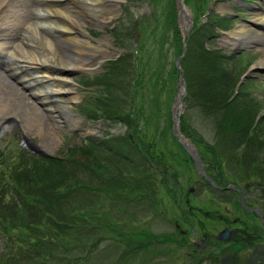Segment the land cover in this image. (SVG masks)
<instances>
[{"label":"rangeland","instance_id":"rangeland-1","mask_svg":"<svg viewBox=\"0 0 264 264\" xmlns=\"http://www.w3.org/2000/svg\"><path fill=\"white\" fill-rule=\"evenodd\" d=\"M123 1H127L129 4L124 5ZM207 1H209L210 3V7H206V9H208V13L205 12L204 15H201V13L199 12L200 16L198 20H200V22L203 21L204 24L208 25L211 21H213V19L216 20V17L213 15V13H216L215 10H217V7L222 2L216 0ZM248 1H250L249 3H253L255 5L258 4L260 7V3L264 0ZM26 2L27 4L24 6L20 3L19 8L21 7L22 11L31 14L28 8L29 5L33 4V2ZM188 2L189 7L194 5L192 4V0H189ZM118 3L119 6L116 10V13L113 14L111 19L108 20L104 25H99L97 19L94 16L89 15L87 18L80 21V26L82 28H85V30L93 35V37H85L92 43L93 46L107 50L106 58H104V60L99 65H96L98 66V70L103 69V67L105 69L109 67L110 69V65H115L114 70L107 73V77L105 79L107 80V82H109V80L116 74H118V77L121 78L122 75L120 73L128 69L125 77H123L124 81H121V85L125 86L127 82L132 83L134 76L137 74V93L133 96L130 92H126L124 94H121L118 100H123V98L121 97H124L130 101V103L124 106L126 109L132 112L129 115L131 125L135 126V128H138L140 126H142L143 128L147 124L156 123L159 120L167 117V109L170 106L171 111V106L175 102L174 100L177 95L176 92L174 94L172 103H170V90L172 88H176V91H178L177 78L173 81V73L171 72L172 67L175 63L174 55L177 52V43L175 40V36L172 35L173 33L170 30H168V32L166 33L170 25L165 14L169 12L171 4L170 0H118ZM259 11H262V8L259 9ZM236 12L239 13L242 18L239 16H234V18H232L233 26L235 23L248 24L249 20H251L253 14L256 11L246 10L238 6ZM190 13L191 16L194 15L192 9H190ZM156 20H158V25L154 26ZM102 34H106L108 36V40L106 42H102L99 39L101 38ZM206 46L209 49L218 48V43L216 39L209 40L206 42ZM250 49L252 50L249 51L248 54V57H250V59L245 55V60L247 61V59H249L251 61L250 63H247L245 66H243L242 69H246L248 65L251 66L252 64H257V61L261 60L264 55V52H261L262 50L259 51L257 46H255L254 44H251ZM225 52H228V50H226ZM60 55H57V58L61 57ZM122 57H125L126 59H121ZM127 60L128 63L125 64ZM162 61L163 63H161ZM237 63V71L234 70V75L229 76V83L232 84H235V81L241 74L242 70L240 69V60L237 58L235 59L234 63H231V65H235ZM241 64L244 65L245 63L241 62ZM189 65L190 63L188 62V60H186L185 72L189 73L191 76V79L189 78L188 81V75L186 74L188 87H190L193 93L190 91L184 101V114L189 115L188 118L190 120L191 126L195 129V132L198 135H201L206 141L216 143L217 140L220 146L221 139V147H225V145L228 144L230 148L234 145V143L232 141V135H230L229 138V136H227L224 131V126H226V124H224V122L222 121L224 117L222 115H215L216 112L211 110L209 106L205 105L206 103H209L207 101V98L213 97V94L217 93V90H213L212 88L207 89L208 86L205 84H203V88L197 90L198 87L192 79V76H194L193 73L195 72V68L194 66ZM126 66H129V68H125ZM158 70H161L162 74L157 73ZM170 72L171 74L169 76ZM8 73V71H4L0 67V94L3 96V98L9 100L8 108L5 107L6 109L4 110L0 108V145L4 149H6V151L10 152V159L12 162L17 161L19 154L23 150V143L26 142L25 139H29L30 141L38 143V145L42 147L47 153H50V157L60 158V160L65 161L67 150L72 148V146L83 142L85 138H91L96 141H100L102 139L107 140L110 137H114V135L118 133L127 135L128 131L131 128H127L122 124L111 123L109 122V120L89 118L87 115L82 114V111L86 106L83 101H88L89 103L90 100L92 101V99H94V94L95 96H100L102 95V92L96 88L97 85H95L94 83L92 85L90 84L91 78L88 75H85L86 73H84L83 71H75L74 73L70 74V83L76 90L79 98L70 103V112L74 113L75 116H72L74 120H78L76 122L77 129H69L70 125H65L62 127L63 123H60V126L62 128L60 130L57 126L50 125L49 127H51V130L48 133H39L35 130L34 125H27L24 123L26 121L28 123L33 118H39L40 121L46 120L47 122L51 123L50 118L44 116H40L42 119L39 116L37 118V112L33 111L34 103H30V101L27 99L29 98V93L27 94V91L23 90L15 82L13 77L8 75ZM253 79V86L249 88V91L253 92L254 96L264 101V73L260 71V74H258L257 77H254ZM9 84H11V86H9ZM138 91H140L139 94ZM57 98L63 102L68 101L66 94L63 93L61 96L56 97V99ZM217 100L218 98L213 97V102ZM262 103L264 105V102ZM130 104L132 105V108L127 107ZM260 104L255 103L256 113H258V109L262 111L264 107L261 106L262 108H259ZM0 107L3 106L0 105ZM5 111H10L11 113H13V121L10 124H7L10 128H8L6 123L2 122V118L6 117L3 114ZM43 112L44 110L40 109L39 115H41ZM71 115L72 114H69V116ZM235 119L239 121L238 125L246 124L242 116ZM139 123H141L142 125L139 126ZM261 123L263 125L262 127H264V118L261 119L260 125ZM221 127L222 131L220 129ZM170 139L172 141L171 136ZM119 142L125 143L123 139H119ZM257 147V149L249 150V152L254 156L253 159L255 166L251 167H264V143L258 144ZM173 149V143L168 148L166 144H158L157 141H155L150 149V154L153 157H155V155L157 154H160L157 158H162L167 164L178 165L179 161L172 155V153H174ZM227 154L228 153L226 152V155ZM31 156L34 158V155ZM142 156L143 153L141 151H139L136 155H132L134 160H137ZM78 159H81V156H79ZM234 166L236 167V164ZM2 168L3 167H1L0 164V172L3 170ZM200 189L197 187L196 191H194L195 194L193 196L195 197V199H202L203 197H205L204 192L206 191ZM149 197H151V195H149ZM116 203L120 204L121 201H116ZM122 204L123 203H121L120 205ZM143 204L146 205V202L144 201ZM201 205H205V200L202 201ZM138 206H141V204H139ZM88 209L90 211L89 207ZM139 209V207L127 205L124 206L123 214L121 215H119V213L115 210L113 214L117 219L120 220H116L114 222L115 228L122 231V228H124L123 224L125 223L122 216L124 214L134 215L142 213V211ZM3 211L6 210L3 209ZM152 212L153 210L147 209V213L145 216L149 215V218L145 220L146 217H144L143 220L145 222L142 225L139 219H134L132 221H128L127 223L130 227L141 225V228L148 229L153 233H162L163 231H166L167 228L160 225V220L158 221V219L151 218ZM170 213L171 210L169 208V214ZM102 221H106V219L100 218V220L98 219V221L96 222L101 223ZM98 231L100 232V234H105V231L101 228H99ZM1 232L3 235L4 232ZM133 237L137 238L136 236ZM110 240L108 246L110 244L112 246L113 244V242H111ZM45 242L46 241L44 239L41 244H45ZM107 242L108 241L105 240L101 245L103 246ZM30 246L31 247L27 249V251H30L33 254L35 252V249L32 245ZM122 249L123 247L119 245L117 250H115L113 254H110V258L105 259V261L109 264L115 263V259L113 258H117ZM97 251L98 253H106L108 250H101L100 248H98V250L96 249L94 251L93 256ZM5 253L6 249L3 248V240L0 233V257L5 256ZM103 255L107 256L106 254ZM144 255V264H148L147 261L148 259H151V254L149 256H147V254ZM101 256L99 257V254H97L95 256V259H101ZM95 259H91L92 264H95ZM141 259H143V257ZM142 263L143 261H137L134 264ZM20 264H33V260H26L24 262H20ZM70 264L72 263L70 262ZM119 264L122 263L119 262ZM149 264L154 263L151 261L149 262ZM170 264L181 263L177 260L175 262L171 261ZM204 264L207 263L205 262Z\"/></svg>","mask_w":264,"mask_h":264},{"label":"trees","instance_id":"trees-1","mask_svg":"<svg viewBox=\"0 0 264 264\" xmlns=\"http://www.w3.org/2000/svg\"><path fill=\"white\" fill-rule=\"evenodd\" d=\"M175 38L178 41L177 51L180 52V41L177 32ZM186 58L189 62L188 57ZM219 61L220 64L216 65L217 57L212 56L205 58L204 61L198 62V64L196 61L190 62L189 66L195 68V76H192V79L194 78L193 80L198 87L197 90L203 88V84L208 86L207 89L217 90L213 97L218 98V100L213 102V97H211L207 98V101L211 109L217 110L218 115L224 117L222 121L226 124L224 126L225 133L247 134L248 128L252 125L256 115L255 102L242 92L228 102L234 87V84L229 83V76L234 75V70L223 65L221 60ZM114 68L115 65L111 66L102 76H95V82L106 83L107 80L105 82L104 80L107 73L113 71ZM125 72L126 70L120 74H125ZM170 74L171 72L169 76ZM186 74L189 80L190 74ZM110 80L111 83H107L109 86L108 101L101 99L95 103V106L99 110H104L105 113L110 110L112 114L114 112L123 114L121 103L118 101L120 97L119 90L118 88L111 90L110 87L111 84L118 83V75H114ZM189 91H191L190 87ZM127 92L134 96L136 94V84L130 83ZM241 116L246 124L238 125L239 121L235 118ZM91 146L94 148L93 145ZM80 151L82 154H91L87 158V162H81L73 157L72 153V158L65 164L58 159L42 157L28 159L24 154H21L19 162L7 163V167H3L0 172V220H4L6 224L12 223V220L8 219L11 216L29 228L30 223L42 222L44 218H48L50 219L48 220L50 221L48 226L51 228V236L60 243L58 246H63V249H61L63 255L79 244L87 246L90 239L95 236L94 230L92 228L90 230L80 228L81 225L78 223L82 222L84 216L88 214H83L78 206L69 204V198L71 196L76 198L77 194L74 187L83 181L79 178L78 172H83L90 180L93 174L99 170V167L96 164L95 155H92V149H80ZM103 179L106 180L107 178L104 177ZM63 183H66V186H63ZM85 187H90V185H85ZM7 194L11 195V199L8 201L5 200ZM89 203H91L88 204L91 211L94 203L92 201ZM20 204L21 206L18 208ZM3 209L6 211H3ZM46 211L52 212V216L45 217ZM26 216H30L29 219L26 220ZM40 230L37 229V231ZM50 244L47 246V252L54 256L57 254V250L53 248L55 243Z\"/></svg>","mask_w":264,"mask_h":264},{"label":"bare ground","instance_id":"bare-ground-1","mask_svg":"<svg viewBox=\"0 0 264 264\" xmlns=\"http://www.w3.org/2000/svg\"><path fill=\"white\" fill-rule=\"evenodd\" d=\"M37 0L36 10L40 14L35 18L37 28L33 31L29 30L32 22L27 21L19 22L20 38L16 42H7L5 48L0 50L4 52L15 53L17 60L7 66L2 67L10 68V74L14 75L16 79L20 80L28 91L34 90L29 99L30 103H34L33 111L37 112L38 116L50 118V122L40 119H32L27 125H34L35 130L39 133H48L51 130L50 125L57 126L62 129L61 123H67L66 117L61 116L68 110V104L52 103L55 94L66 93L70 101L76 100L77 97L71 94L72 89L68 86L69 74L74 70L83 68L84 66H94L104 59L107 51L99 59L95 56V46L88 41L85 36V30L81 28L80 21L91 14L98 19V23L107 21L111 18L112 13L117 8L118 0ZM184 0H182V3ZM180 8L181 26H187L190 15L187 7L182 5ZM38 7V9H37ZM258 8H255V11ZM9 23H12L11 20ZM4 23H1L2 25ZM240 28L233 32L232 35L240 37L241 43H254L259 44L262 42L261 47L264 45V4L263 11H257L252 17L249 25H241ZM8 27H4L3 30ZM25 33V35H23ZM5 34H2L4 36ZM1 36V35H0ZM41 39V40H39ZM23 40L27 43L24 44ZM262 49V48H261ZM61 53V55H60ZM57 55H60L56 63ZM97 59V60H96ZM12 64V65H11ZM258 64H264V55ZM32 70L39 78L45 79L48 83L46 86L39 88L34 87L30 83L28 76L24 73ZM28 80V81H27ZM33 81V80H32ZM31 84L33 86H31ZM11 86V84H9ZM40 102V105L38 104ZM0 107L2 110L8 108L9 100L3 98L0 94ZM31 106V104H30ZM6 107V108H5ZM31 108V107H28ZM40 108H45L41 115H39ZM31 111V110H29ZM4 116L12 118L13 113L4 112ZM32 114V113H31ZM41 118V117H40ZM44 118V119H47ZM42 119V118H41Z\"/></svg>","mask_w":264,"mask_h":264},{"label":"flooded vegetation","instance_id":"flooded-vegetation-1","mask_svg":"<svg viewBox=\"0 0 264 264\" xmlns=\"http://www.w3.org/2000/svg\"><path fill=\"white\" fill-rule=\"evenodd\" d=\"M229 168L231 167H221L215 185L219 193H222L221 211L212 214L213 212L201 208L195 210L190 206L189 192L181 190L174 200L177 207L173 220L180 233L189 241H193L195 246L202 250L219 249L221 261L230 258L234 259L235 264H264V169L263 172H256L250 171L252 168L256 169L255 167ZM239 198L246 207L242 206ZM181 202L187 205L186 211ZM256 209H259L260 213ZM202 215L207 221L211 220L209 223H217L218 230L210 232L199 226L200 241L193 240L192 235L196 234L194 227L203 223ZM188 223L191 227L195 224L190 229L191 238L187 234L189 228L183 227ZM220 233L222 236L218 237Z\"/></svg>","mask_w":264,"mask_h":264},{"label":"water","instance_id":"water-1","mask_svg":"<svg viewBox=\"0 0 264 264\" xmlns=\"http://www.w3.org/2000/svg\"><path fill=\"white\" fill-rule=\"evenodd\" d=\"M177 3H178V7L179 8H181V7H183L182 5H183V3H182V0H177ZM179 16V15H178ZM183 30V34H182V36H184V35H188V27H184V29H182ZM184 43V42H183ZM185 44V43H184ZM178 62H179V60H177V66H178ZM181 79H182V76L180 75V81H181ZM183 93H184V89H183V91H182Z\"/></svg>","mask_w":264,"mask_h":264}]
</instances>
